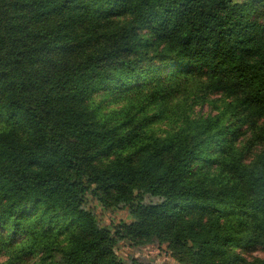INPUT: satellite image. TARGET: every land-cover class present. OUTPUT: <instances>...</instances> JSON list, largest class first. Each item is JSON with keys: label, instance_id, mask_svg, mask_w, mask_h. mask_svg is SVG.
I'll return each mask as SVG.
<instances>
[{"label": "trees", "instance_id": "trees-1", "mask_svg": "<svg viewBox=\"0 0 264 264\" xmlns=\"http://www.w3.org/2000/svg\"><path fill=\"white\" fill-rule=\"evenodd\" d=\"M122 241L264 264V0H0V264Z\"/></svg>", "mask_w": 264, "mask_h": 264}, {"label": "rangeland", "instance_id": "rangeland-1", "mask_svg": "<svg viewBox=\"0 0 264 264\" xmlns=\"http://www.w3.org/2000/svg\"><path fill=\"white\" fill-rule=\"evenodd\" d=\"M241 2L243 0H236ZM87 206L96 214L99 222L103 226L112 227L113 224L120 222H130L132 220L131 215L127 208L113 207L105 208L101 204L93 199L91 196L88 197ZM165 248V247H164ZM157 248L156 246H146L142 248H136L131 246L128 242L122 241L119 243L117 253L119 257L124 261H131V258L146 261L148 264H179L170 257V254L165 249ZM257 257H263L264 252L258 248L254 254Z\"/></svg>", "mask_w": 264, "mask_h": 264}]
</instances>
